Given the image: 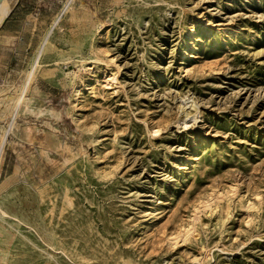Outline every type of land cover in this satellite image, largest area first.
<instances>
[{
	"label": "rangeland",
	"instance_id": "1",
	"mask_svg": "<svg viewBox=\"0 0 264 264\" xmlns=\"http://www.w3.org/2000/svg\"><path fill=\"white\" fill-rule=\"evenodd\" d=\"M5 4L0 264H264V0Z\"/></svg>",
	"mask_w": 264,
	"mask_h": 264
},
{
	"label": "bare ground",
	"instance_id": "2",
	"mask_svg": "<svg viewBox=\"0 0 264 264\" xmlns=\"http://www.w3.org/2000/svg\"><path fill=\"white\" fill-rule=\"evenodd\" d=\"M6 0H0V20H1V17L3 16V14H5L7 12V7H6V4H5ZM198 111H196L194 114H189V115H186L184 117H181V121H182V124L183 126H188L189 123L188 121L190 119H195L197 116H198ZM199 119V117H198ZM196 120V119H195ZM194 123V122H193ZM196 123V122H195ZM182 126V125H181ZM191 126V125H190Z\"/></svg>",
	"mask_w": 264,
	"mask_h": 264
},
{
	"label": "water",
	"instance_id": "3",
	"mask_svg": "<svg viewBox=\"0 0 264 264\" xmlns=\"http://www.w3.org/2000/svg\"><path fill=\"white\" fill-rule=\"evenodd\" d=\"M8 17H9V12L1 19L0 26H2L7 21Z\"/></svg>",
	"mask_w": 264,
	"mask_h": 264
}]
</instances>
